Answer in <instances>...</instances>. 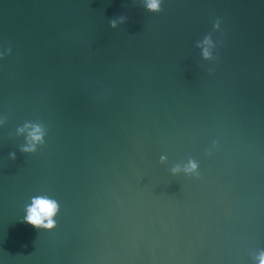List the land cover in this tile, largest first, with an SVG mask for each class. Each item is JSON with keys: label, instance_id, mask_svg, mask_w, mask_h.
I'll list each match as a JSON object with an SVG mask.
<instances>
[{"label": "water", "instance_id": "1", "mask_svg": "<svg viewBox=\"0 0 264 264\" xmlns=\"http://www.w3.org/2000/svg\"><path fill=\"white\" fill-rule=\"evenodd\" d=\"M39 196L59 202L52 230L23 220ZM261 249L264 0H0V264Z\"/></svg>", "mask_w": 264, "mask_h": 264}, {"label": "clouds", "instance_id": "2", "mask_svg": "<svg viewBox=\"0 0 264 264\" xmlns=\"http://www.w3.org/2000/svg\"><path fill=\"white\" fill-rule=\"evenodd\" d=\"M163 0H145V7L152 12H159L161 10V4ZM113 27H115L116 22H110ZM218 26L214 25V27ZM210 41L205 39L204 44H209ZM202 56L207 59L210 57V52L208 48L202 50ZM25 127H31L32 131L28 133V143L26 146H22L21 151L24 152H34L36 151V145L43 142L42 130L37 125H26ZM24 129H21L23 131ZM12 158H15V153L10 154ZM165 157H161L163 161ZM198 165L194 161H189L187 165L181 169L176 166L172 169L173 173L178 171H184L185 173H195ZM60 209L59 202L49 198L47 196L33 197L31 203L25 207V216L23 218L24 222L45 230H52L57 226L55 217L58 215ZM254 264H264V249H261L254 258Z\"/></svg>", "mask_w": 264, "mask_h": 264}]
</instances>
